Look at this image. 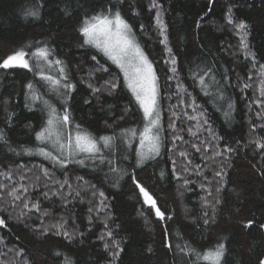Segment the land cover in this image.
I'll return each mask as SVG.
<instances>
[{"label":"trees","instance_id":"1","mask_svg":"<svg viewBox=\"0 0 264 264\" xmlns=\"http://www.w3.org/2000/svg\"><path fill=\"white\" fill-rule=\"evenodd\" d=\"M150 2L0 0V63L21 49L29 53L30 63L27 69L0 67V217L5 220L0 226V264H64L65 257L72 264H192L195 256L180 248L203 253L219 243L226 247L222 264L264 261V148L254 143H264V96L259 90L264 0H158L167 45ZM229 7L234 23L227 21ZM109 8L119 10L131 25L158 77L162 145L158 156L139 166L143 112L119 66L85 43L80 32L85 18ZM28 11L39 15L28 16ZM240 21L248 26L246 40L255 59L241 48L234 27ZM44 46L51 50V60L63 63L34 61L31 52ZM172 58L177 61L175 74ZM41 72L75 88L57 91ZM193 72L207 73L210 87L202 88ZM110 81L118 87L110 90ZM96 88L100 91L94 92ZM32 92L41 99L32 101ZM42 101L59 114L66 106L73 132L79 125L94 138L113 137V147L102 148L104 160L83 153L61 167L39 154L43 148L61 155L50 141L37 139L49 115ZM201 111L206 124L203 118L189 119ZM129 129L137 130L131 142L125 135ZM135 181L155 199L164 219L144 202ZM14 188L20 199L10 195ZM35 202L40 211L29 210ZM56 224L64 228H53ZM109 231L113 236H107Z\"/></svg>","mask_w":264,"mask_h":264},{"label":"snow or ice","instance_id":"2","mask_svg":"<svg viewBox=\"0 0 264 264\" xmlns=\"http://www.w3.org/2000/svg\"><path fill=\"white\" fill-rule=\"evenodd\" d=\"M150 7L153 9H157L155 22L156 25L160 28L161 34L164 35V40L162 43L167 45V36L164 34L166 31V25L162 20V13L159 9H161V5L158 3V0H151ZM28 16L38 17V11H28L26 13ZM228 23L233 22L232 9L229 7L228 15H227ZM234 27L239 29L238 35L241 38V48L244 50L246 56H251L255 59L254 54L250 51L249 46L247 44L246 36H247V24L244 21H240L239 23H235ZM143 28V25H141ZM80 32L83 34L85 38V43L94 45L95 47L101 49L109 58L116 63L119 68L124 73V78L127 81L128 87L130 88L132 94L135 97L136 102L140 106L143 111V130L139 132V145L140 149L136 153L138 156V166L145 162L148 159H154L156 156L160 154L161 149V123H160V110L158 103V77L156 76L153 65L151 61L148 60L147 56L140 48L139 44L136 42L134 33L131 25L124 19L119 10L113 11L111 8L107 9L104 12H101L97 15L85 18L82 22V26L80 28ZM169 53H171V49H167ZM29 53H26L24 50H17L12 55H9L6 59L0 63V67L2 68H12V67H23L30 68L29 60L26 59ZM34 61L39 62L43 61L48 66L61 65L63 62L60 60H51L50 56L52 55L51 50L47 47H37L30 54ZM95 59V58H93ZM177 61L175 58L171 59V72L175 74L177 72V68L175 67ZM60 73H64V68L60 67ZM41 78L49 82V84L55 86V90H59V88H64L68 90H72L75 88V85L70 83H64L61 79L53 77L51 75H45L43 72L40 73ZM207 73L200 75L196 72H193V77L199 81V84L202 88L207 89L210 85L205 81L204 76ZM261 76L259 82V90L260 95L264 96V65L260 66ZM174 77H170L172 79ZM65 81L67 77L63 78ZM213 82H215V78H212ZM90 88L91 84L88 85ZM107 86L110 90H114L118 87V84L115 82H107ZM30 90L33 88L32 84L27 86ZM250 87L249 84H245L244 88ZM94 92H99L100 89H93ZM206 94H208L206 92ZM220 99H223V94H220ZM41 96L36 92H32L31 100L36 101L40 100ZM48 109V120L46 122V126L42 128L40 132L36 134L37 139L44 141H50L54 146H58L61 155H53L51 152L45 151L43 148L39 150V154L44 155L46 158L53 160L61 167L65 166L70 160L68 158L79 155L81 153L89 154V158H99L101 161L104 160V156L102 155V148H111L113 147V137L104 136L99 139L91 136L90 133L82 130L79 125H76V131L73 135L71 132L67 131V125L70 123V113L68 112L66 106L64 107V111L62 114L58 113V110L50 104L49 101H42ZM66 103V102H65ZM255 103L260 104L262 101L257 100ZM191 107L193 110L196 109L195 101L193 100ZM231 108V104H229ZM175 115V113H173ZM259 115V113H257ZM203 118V122L206 124L207 119L204 117V113L198 112L196 116H191L189 119L192 120H200ZM169 127H174V125L170 124ZM200 125L197 126V131L199 130ZM191 131V129H189ZM192 135H196V132L191 131ZM125 135L128 136L129 142L137 137V130L129 129L125 130ZM4 139V134L0 131V140ZM178 139H182V137H178ZM215 139V137H213ZM102 142V145H101ZM257 147L264 148V143L257 140L254 142ZM197 151H200V148H196ZM227 151H233L231 148L227 149ZM223 152H217L216 155H223ZM181 156H185L186 153L181 152ZM63 157V158H62ZM81 165L84 164V160L77 161ZM112 162L109 161V164ZM112 171H117L116 168H112ZM44 175H48L45 170ZM163 175V173H161ZM216 176H223L225 173L217 172ZM24 179V177H21ZM80 179H83L82 177ZM134 179V177H133ZM137 184L140 193L143 195L144 202L152 208L155 209V215L160 219H164L165 213L160 210L159 207L156 206L155 199L149 194V192L139 184L138 181H135ZM187 184L188 181H185ZM24 189L25 192L28 191L26 187L23 185L20 186ZM204 187V185H201ZM219 191V189H218ZM57 193H54L56 195ZM2 195V193H0ZM10 195L15 199H20L19 195H17V189H13L10 192ZM79 195V193H77ZM100 197L103 198L104 194L101 192ZM47 197V194H45ZM205 204L211 206L213 209L215 208L214 204H211L210 201L205 199ZM220 201L217 200L216 203ZM103 203V199L101 200ZM24 208L29 209V204H24ZM31 209H35L36 211H40L39 202L31 203ZM47 215V212L44 213ZM21 215H24L23 211ZM207 222V221H205ZM5 225V220L0 217V226ZM251 222H249V225ZM260 227L264 228V225ZM53 228L59 230L63 229V224L53 225ZM59 235L60 232L57 231ZM65 236L71 238L70 234L67 231L63 233ZM107 236H113V233L109 231ZM101 239H104L102 236ZM171 247V244L168 245ZM104 247L108 249L110 246L108 243H105ZM114 247L119 249V242H114ZM179 247V246H178ZM181 252L187 251L189 255H194L195 259L192 264H200L201 261H210L211 264H222L226 247L224 243L217 244L214 249H208L203 253L197 252L195 249H186L180 248ZM22 252V250H21ZM59 255V253H57ZM119 251L113 253V258L115 260L118 257ZM64 264H72L70 258L65 257ZM260 264H264V261H261Z\"/></svg>","mask_w":264,"mask_h":264},{"label":"rangeland","instance_id":"3","mask_svg":"<svg viewBox=\"0 0 264 264\" xmlns=\"http://www.w3.org/2000/svg\"><path fill=\"white\" fill-rule=\"evenodd\" d=\"M133 30V29H132ZM133 33H134V37H135V40H136V42L139 44V46H140V48L143 50V52L145 53V55L147 56V58H148V60L149 61H151L150 60V58H149V56L146 54V52L144 51V49L142 48V46L140 45V43H139V41H138V39H137V37H136V35H135V32H134V30H133ZM94 46V45H93ZM99 49V48H98ZM101 50V49H100ZM108 56V55H107ZM109 57V56H108ZM151 63H152V61H151ZM152 65H153V63H152ZM153 69H154V72H155V74H156V70H155V67H154V65H153ZM122 71V70H121ZM123 73V72H122ZM123 75H124V73H123ZM156 76H157V74H156ZM126 83H127V81H126ZM157 83H158V81H157ZM128 85V84H127ZM130 89V88H129ZM158 93H159V95H158V103H159V110H160V123H161V126H162V113H161V103H160V88H159V83H158ZM142 110V109H141ZM143 112V111H142ZM67 131L68 132H71L73 135L75 134V132H73L71 129H70V127H69V125H67ZM160 135H161V145H162V127H161V131H160ZM54 150H57L59 153H60V151H59V148H58V146H55L54 148H53ZM61 154V153H60ZM81 154H83V153H81ZM80 155V154H79Z\"/></svg>","mask_w":264,"mask_h":264}]
</instances>
